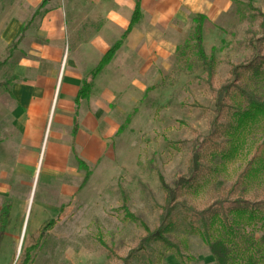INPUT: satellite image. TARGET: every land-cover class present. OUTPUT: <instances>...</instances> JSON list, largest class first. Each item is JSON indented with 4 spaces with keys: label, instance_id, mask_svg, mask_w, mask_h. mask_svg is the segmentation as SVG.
I'll return each instance as SVG.
<instances>
[{
    "label": "rangeland",
    "instance_id": "374dc122",
    "mask_svg": "<svg viewBox=\"0 0 264 264\" xmlns=\"http://www.w3.org/2000/svg\"><path fill=\"white\" fill-rule=\"evenodd\" d=\"M227 1V12L213 23L188 18L156 51L154 63L142 66L134 81L120 83L125 89H117L114 99L120 124L109 153L85 177L78 171L75 192L40 202L33 182L26 185L10 168L15 135L1 89L12 67L8 51L28 21L20 17L28 1L0 0V264H21L26 254L28 264H176L169 251L143 242L144 233L154 232L188 259L183 264H212L192 215L231 189L229 201L264 202V157L254 158L264 146V124L240 130L230 115L214 111L230 72L264 57V0ZM196 26L210 72L196 57ZM236 87L264 103V74L240 79ZM157 179L169 191L187 185L170 211L163 208ZM241 218L250 221L249 229L240 231L233 216L227 220L235 239L245 235L256 244L246 264H264L260 216L246 212ZM50 222L54 227L38 240ZM208 230L214 241L230 244L218 218Z\"/></svg>",
    "mask_w": 264,
    "mask_h": 264
},
{
    "label": "crops",
    "instance_id": "0c3cea01",
    "mask_svg": "<svg viewBox=\"0 0 264 264\" xmlns=\"http://www.w3.org/2000/svg\"><path fill=\"white\" fill-rule=\"evenodd\" d=\"M26 1L28 10L20 17L28 21L10 56L8 85L1 89L15 135L10 168L26 185L33 182L40 202L75 192L76 164L89 171L109 153L120 124L114 108L117 89H125L120 83L134 81L142 66L154 63L156 51L188 18L213 23L229 8L227 0ZM134 10L137 19L128 29ZM84 84L86 97L74 106Z\"/></svg>",
    "mask_w": 264,
    "mask_h": 264
},
{
    "label": "trees",
    "instance_id": "16d2710c",
    "mask_svg": "<svg viewBox=\"0 0 264 264\" xmlns=\"http://www.w3.org/2000/svg\"><path fill=\"white\" fill-rule=\"evenodd\" d=\"M42 8L43 4H41L37 8L36 13ZM35 16L36 15H34V17ZM136 19L137 14L134 10L128 29L136 22ZM196 20V22L200 21V19ZM22 33L23 29H19L16 35V40L11 45L8 54H11L14 51L15 47L21 40ZM193 44L197 60L203 66L206 72H210V61L205 62L200 51V29L198 26H196L193 30ZM117 48L118 45L114 46L104 55L96 69L90 75V79L95 77L98 72L108 63ZM261 74H264V57L253 60L249 65L245 67L232 70L230 72L231 82L229 87L223 89L221 93L222 96L216 100V104L214 106V111L216 112V114L230 115L231 118L235 120L237 128L240 130L245 126L264 124V103L257 102L241 88L236 87V84L240 79L247 78L255 80L260 77ZM87 91V85H82L74 101V106L77 105L78 101L84 100ZM230 92H232V94H235V97L237 98V101L239 103L238 105H234L232 103L229 95ZM260 157H264V146H261L254 151V158L258 159ZM76 166L78 171L84 173L85 177L86 170L79 163H77ZM83 182L84 180L82 181V184ZM157 184L164 196L163 208L167 211H170L173 208L175 199L179 196L181 190H183L184 187H187L186 184L182 183L181 187L176 186L172 191H169L162 185L160 179H157ZM232 193L233 189L228 191V193L225 195V198L213 202L204 211L192 215V217L196 219L200 225L199 227L201 232L199 235V241L201 245L207 250L212 264H246L247 258L256 248V244H253L250 238L245 235L241 236L240 239H235L233 235V229L231 228L230 223L227 220L228 216H233L235 223L239 227V230L245 231L250 228V221L243 220L241 218V214L247 212L251 215H259L260 226L258 227L257 231L262 235L258 239L257 244L264 246V202L249 204L248 202L243 201L239 198H235L229 201ZM124 217L130 220L127 215H124ZM215 218H218L223 230L231 238L230 244L222 245L221 243H218L217 241L211 239V237L207 234L209 231L208 229L211 227V224ZM131 222H134V220H131ZM54 225V222H50L45 225V227L40 231L38 240H41L40 237L42 234L49 233ZM143 242L145 244L159 245L164 250L169 251L173 259L176 261V264H183L184 261L189 262L188 259L182 258L175 250V248L171 247L165 242V240H163L162 232H154L152 234L144 233ZM190 262L192 263V261ZM28 263L29 260L26 254V256L23 257L21 264Z\"/></svg>",
    "mask_w": 264,
    "mask_h": 264
}]
</instances>
